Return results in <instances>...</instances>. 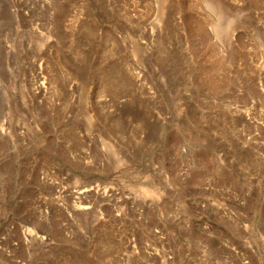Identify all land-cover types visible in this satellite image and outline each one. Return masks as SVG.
<instances>
[{
    "label": "rangeland",
    "instance_id": "374dc122",
    "mask_svg": "<svg viewBox=\"0 0 264 264\" xmlns=\"http://www.w3.org/2000/svg\"><path fill=\"white\" fill-rule=\"evenodd\" d=\"M0 264H264V0H0Z\"/></svg>",
    "mask_w": 264,
    "mask_h": 264
},
{
    "label": "bare ground",
    "instance_id": "6f19581e",
    "mask_svg": "<svg viewBox=\"0 0 264 264\" xmlns=\"http://www.w3.org/2000/svg\"><path fill=\"white\" fill-rule=\"evenodd\" d=\"M27 235H32L33 234V230L32 229H26V232Z\"/></svg>",
    "mask_w": 264,
    "mask_h": 264
}]
</instances>
